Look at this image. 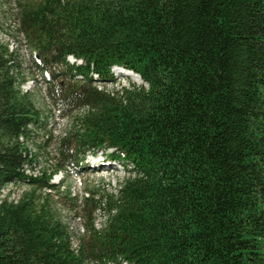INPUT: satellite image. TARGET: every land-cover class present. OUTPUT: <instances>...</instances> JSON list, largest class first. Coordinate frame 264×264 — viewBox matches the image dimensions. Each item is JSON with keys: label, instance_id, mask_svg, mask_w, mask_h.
<instances>
[{"label": "trees", "instance_id": "trees-1", "mask_svg": "<svg viewBox=\"0 0 264 264\" xmlns=\"http://www.w3.org/2000/svg\"><path fill=\"white\" fill-rule=\"evenodd\" d=\"M13 4L50 112L70 129L35 139L48 113L0 40V190L31 189L0 202V264H264V0ZM115 66L144 84L101 88ZM53 142L57 165L37 171ZM99 150L128 175L113 192L69 198L76 236L51 181Z\"/></svg>", "mask_w": 264, "mask_h": 264}, {"label": "rangeland", "instance_id": "rangeland-1", "mask_svg": "<svg viewBox=\"0 0 264 264\" xmlns=\"http://www.w3.org/2000/svg\"><path fill=\"white\" fill-rule=\"evenodd\" d=\"M1 1L0 18L2 27L0 30V40L2 43L7 44L10 50L13 51L14 70L20 77V80L23 81L21 85L23 91L30 92L35 98L38 108L48 113L45 132L43 130L39 131L35 136V139H38L39 143L45 145L47 139L53 137L54 141H56L59 137L64 135L70 129V120L62 118L58 112H50L52 107L46 92L47 84L44 80L45 76L48 78V75L43 74L36 65L39 57L28 46L23 34L18 29L16 15H14L13 10V0ZM70 60L73 62L75 59L70 58ZM118 71L119 70L116 68L113 69L115 77L114 82L102 83L100 87L112 91L118 90L122 86L129 87L133 84L137 86L144 84V81L136 74L129 75V73H127L128 76H126L121 73V75H119ZM54 147V142L51 147H45L50 154V160L47 161L46 157H44L45 155L39 157V163L36 167L37 171L39 170L41 172L43 169H48L50 173L52 168H55L58 160L55 159ZM91 153L93 152L87 154L83 161L84 163L80 161V165L74 164L67 172L57 173L53 176L51 181L54 184L63 185V193L61 195L55 191L51 193L52 203L57 214L69 225L72 234L76 236H80L83 233V220H81L78 215H75V210H73L75 204L70 203L69 198L74 196L82 198L83 195L91 191H98L99 195L105 194L106 192H113L128 175L127 166L120 160L117 167L111 164L113 167L110 168V170H94V167L90 166V160L93 158L88 156L89 154L91 155ZM93 154L96 155L95 159H93L95 162L101 161V154L107 155V153H104L102 150ZM25 168L28 174L34 172L33 169L28 166H25ZM30 190L29 185L23 182L9 183L0 190V202L4 198L17 201ZM36 194L39 195L40 191ZM103 221L104 216L98 211L96 215V225L101 227ZM74 244H76V240Z\"/></svg>", "mask_w": 264, "mask_h": 264}, {"label": "bare ground", "instance_id": "bare-ground-1", "mask_svg": "<svg viewBox=\"0 0 264 264\" xmlns=\"http://www.w3.org/2000/svg\"><path fill=\"white\" fill-rule=\"evenodd\" d=\"M129 73H130V75H133L134 73L133 72H131V71H129Z\"/></svg>", "mask_w": 264, "mask_h": 264}]
</instances>
